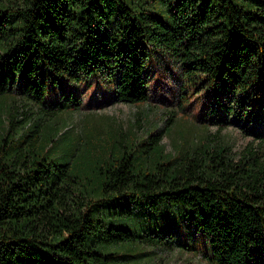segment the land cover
Instances as JSON below:
<instances>
[{
	"label": "trees",
	"instance_id": "obj_1",
	"mask_svg": "<svg viewBox=\"0 0 264 264\" xmlns=\"http://www.w3.org/2000/svg\"><path fill=\"white\" fill-rule=\"evenodd\" d=\"M160 2L167 19L146 8ZM148 48L181 66L195 92L225 86L214 108L235 99L259 116L264 0H0V98L23 95L44 112L50 80L97 76L118 99L146 102ZM41 119L0 127V264H127L124 248L140 237L113 219L131 212L114 205L127 200L198 218L215 264H264V149L203 139L172 154L159 129L145 158L126 147L61 161L37 141ZM144 236L158 247V234Z\"/></svg>",
	"mask_w": 264,
	"mask_h": 264
},
{
	"label": "rangeland",
	"instance_id": "obj_2",
	"mask_svg": "<svg viewBox=\"0 0 264 264\" xmlns=\"http://www.w3.org/2000/svg\"><path fill=\"white\" fill-rule=\"evenodd\" d=\"M149 7H155L159 18L167 19L169 7L161 2L146 8ZM146 52L148 101L138 104L122 101L110 83L97 76L79 82L59 76L57 82H49L44 112L23 95L0 98V124L2 119L6 120L0 127H9L12 119L16 122L25 115L41 117V124L33 127L37 141L48 146L50 155L60 156L61 161H67L71 155L77 161L92 156L100 161L126 147L145 158L148 153H142L148 149L146 139L159 129L163 130L161 144L172 154L184 141L193 143L203 139L229 143L235 152L249 145L264 149V103L260 106L261 117L256 113L248 115L247 107L238 106L235 99L228 104L227 112L220 106L214 108L210 96L217 91L221 101H227L230 92L225 86L195 92L194 86L183 80L182 67L174 64L170 56L152 48ZM186 92L190 96L182 104L180 96ZM114 205L124 206L120 211L126 208L131 211L115 215L116 224L140 237L124 248L127 264H215L211 261L210 242L198 228V218L184 216L177 206L156 209L143 200L120 201ZM145 233L159 235L158 247L147 243L149 237Z\"/></svg>",
	"mask_w": 264,
	"mask_h": 264
}]
</instances>
